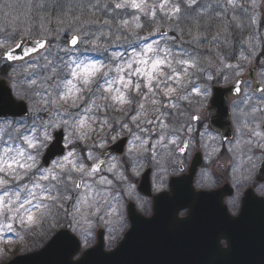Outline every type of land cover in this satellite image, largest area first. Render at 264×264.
Returning a JSON list of instances; mask_svg holds the SVG:
<instances>
[{"label":"snow or ice","instance_id":"obj_1","mask_svg":"<svg viewBox=\"0 0 264 264\" xmlns=\"http://www.w3.org/2000/svg\"><path fill=\"white\" fill-rule=\"evenodd\" d=\"M99 6L100 0L79 4L72 0H41L35 5L37 15L29 18L31 22L26 26L16 23L18 17L12 18L10 32L0 26V65L11 69L8 77L16 96L29 103L24 118L8 119V111H24V105L7 92L0 94V133H14L10 139L26 145L25 148L16 143L13 147L5 142L6 146L0 148V239H7V234L12 233L23 240L45 224L61 219L78 227L101 212L114 216L119 210L120 190L131 187V179L140 174L146 163L159 165L167 160L179 166L175 154H185L196 143L210 149L209 157L227 143L229 153L247 156L249 163L257 150L264 159V87L258 86L252 95L245 91L242 100L233 101L234 140L214 135L207 126L198 129L192 122H200L201 116L186 115L179 104L187 101L192 105L195 100L197 108L202 106L210 90L200 82L201 77L212 81L223 75L227 81L230 77L224 74L225 70L239 77L245 61L251 64L259 60L264 65V37L255 32L258 24L264 26V0H225L221 6L224 10L214 13L220 24L208 42L211 46L207 47V55L198 50L202 47L200 29L211 28L212 23L211 17L204 20L207 9L198 0H111L115 9H134L144 17L143 21L138 14L131 20L120 19L115 24L116 32L91 30L92 25L101 24L88 18ZM103 6L109 8L108 0ZM0 8L8 9L3 13L5 19L13 11L10 4L0 3ZM236 8L245 13L249 35L241 40L247 47L236 54L237 63L233 64L226 60L234 53L224 51L231 43L229 23L239 29L245 24L235 14L231 22L224 17L229 9L234 12ZM158 14L160 24H156ZM163 23L177 36H162L164 46L160 40L148 42V37L160 32ZM102 24L112 26L114 21L105 19ZM152 24L156 26L146 36L139 34ZM186 35L188 40L184 39ZM28 40L32 41L30 46L24 43ZM122 40L131 49L130 54L112 51L108 55L109 47ZM184 44H195V48L186 49ZM90 51L101 53L107 62L86 55ZM217 63L214 75L212 69ZM241 83V79H235L238 95L242 92ZM256 92L260 95L255 96ZM148 104L152 107H146ZM101 109L121 113L113 118L116 127L107 116L101 119L94 114ZM129 116V122L124 123ZM28 119L31 124L26 123ZM95 123L101 126L95 141L100 149L105 148V137L111 133H115L112 141L131 137L120 156L100 159L89 150L86 157H81L75 151L73 140L87 142L90 134H95ZM57 129L68 132L64 136L65 147L73 145V150L53 160L50 166L39 167L40 149L51 145L49 155L63 152L58 147L61 132ZM218 141L219 146H214ZM25 177H31L28 184H23ZM16 181L23 187L17 185L18 190H10L9 185Z\"/></svg>","mask_w":264,"mask_h":264},{"label":"water","instance_id":"obj_2","mask_svg":"<svg viewBox=\"0 0 264 264\" xmlns=\"http://www.w3.org/2000/svg\"><path fill=\"white\" fill-rule=\"evenodd\" d=\"M24 43L30 46L32 41L28 40ZM16 51L18 54H22L20 49ZM248 76L253 77L251 68H249ZM234 84L224 88L214 87L211 105L208 108L216 114L211 125L215 129H220L223 137L230 132L227 97L229 94L237 95ZM5 92L12 98L6 82L0 79V94ZM16 102L24 105V111L11 109L7 112V116H14V112L15 115L27 113L25 104L22 101ZM58 132H61L58 147L64 152L62 131L59 130ZM122 141L123 143H121ZM125 141L126 138H122L114 142L103 150L102 155L122 153ZM49 147L51 145L47 147L42 157L43 165H47L55 156L63 154V152L54 151L49 155ZM140 189L144 191L143 188ZM215 194H199L198 202L200 204L195 208H191L194 205L187 202V206L190 208L189 216L180 221L176 219L171 221L169 231L164 230L163 225H160L158 216L152 222L130 211L129 218L132 225L117 247L111 251L103 249L102 232H98L95 246L83 251L79 257L74 259L80 249L79 241L69 230L60 229L40 249L16 255L5 264H180V261L186 264H206L211 261L216 253L213 248L217 243L213 241L212 236L215 226L214 221L204 218L208 217L209 214H204L205 211H202L204 207L202 210L199 209L203 202H207L209 197ZM250 203L254 205V208L248 211ZM238 219L239 222H242V228H238L240 223H237L238 227L234 229H241L245 233L224 236L228 241V246H230L226 253L234 256V261L241 262L239 264H245V261L248 262L247 264H264V250L260 251V246L264 248V201L257 200L252 195L247 194ZM235 246L257 247L246 252L237 249Z\"/></svg>","mask_w":264,"mask_h":264},{"label":"flooded vegetation","instance_id":"obj_3","mask_svg":"<svg viewBox=\"0 0 264 264\" xmlns=\"http://www.w3.org/2000/svg\"><path fill=\"white\" fill-rule=\"evenodd\" d=\"M249 95H252V92ZM243 96L244 92L239 97ZM255 96L258 95L255 94ZM209 98L210 95L202 102V106L198 108L197 112H194L197 107L195 100L192 105H189L187 101H179V104L181 110L185 111L186 115L201 116L200 122H192L195 127L203 130L207 126L214 135L222 137L218 131H214L210 127V119L213 115L208 113L206 109ZM252 102L254 103L255 101ZM242 106L247 108L245 105ZM165 111H171V109H165ZM233 130V136L227 140H234L235 138L234 123ZM153 138H155V134H153ZM196 139L199 141L198 133ZM214 146L218 147L219 141ZM227 149L228 144L225 143L218 153L209 157L208 151L210 149L206 150L199 143H196L190 146L185 154H175L179 161V166L167 160H162L159 165L153 164L150 161L146 163L145 169L141 170L137 177L135 176L131 179V187H125L120 190L118 213L120 212L121 215H114L109 220L108 216H104L103 212L100 215V226L104 230L106 239L105 248H113L118 239L127 230L128 207H134L138 213L146 217H154L155 215L167 212L168 215H175L181 219L189 213L186 203L196 200L197 191L214 190L225 185L223 192L217 196V200L220 199L223 208L220 207L215 211V216L211 217L217 219L220 216L219 218L222 220L219 223L223 225V229H218L212 233L213 241L217 243L213 248L216 253L211 258V261H208L206 264L241 263L234 261V256L226 253L230 246L227 245V240L224 236L240 233L239 229H234L238 227L235 224V221L238 220L234 218L240 212L244 194L247 190H252L258 196L264 197V179L257 180V173L264 159H261V152L257 150L255 151L253 160L249 163L247 156L241 157L239 153L233 156ZM234 168L236 169L235 172L233 171ZM146 171H148L149 183L147 187L144 185V189L147 193L141 195L137 187L140 185L141 177ZM119 187L117 185V188ZM129 196H133L134 201L129 199ZM208 210L213 211L212 209ZM101 216H104V218L101 219ZM235 247L241 251L249 252L257 246ZM263 250L264 248L260 246V251ZM179 263L186 264L183 261ZM247 263L245 261V264Z\"/></svg>","mask_w":264,"mask_h":264},{"label":"rangeland","instance_id":"obj_4","mask_svg":"<svg viewBox=\"0 0 264 264\" xmlns=\"http://www.w3.org/2000/svg\"><path fill=\"white\" fill-rule=\"evenodd\" d=\"M40 2H41V0H0V3L10 4V5L13 6V11H12L11 15L7 19L4 18L3 13L8 11V9L0 8V26H3L5 31L10 32L12 30V26H13L12 25V18L13 17H18V19L16 21V23L18 25L26 26L28 23L31 22V20L29 18H34L37 15L38 10L35 8V5L39 4ZM72 2L74 4H79L81 2H83V3H89V2L95 3L96 0H72ZM108 2H109L110 6H109V8L106 9L103 6L104 3H105V0H100V6L95 11V14L92 15L91 17H88V18H91V19H97V20L101 21V24H97V25H92L91 26V30L92 31L101 30V31L107 32V31L111 30L113 32H116L115 24L118 23L120 19H129V20H131V18H132V16L134 14L140 15L141 18H142V21L144 20V17H143L142 13H137L136 10L130 9V8L115 9L113 6H111V0H108ZM150 2H151V0H150ZM198 4H202L207 9V12L208 11H210V12L212 11L213 12V16L215 17V15H214L215 12H219V11H223L224 10L221 6L225 4V0H198ZM207 12L203 14L204 20H207V18H208ZM228 14H231L233 16L234 15L233 10L229 9L225 13V16L228 15ZM242 14H244V12H242ZM260 15H261V9L258 8L257 9V16L259 17ZM238 17L240 18V16H238ZM105 19L113 20L114 24L112 26L103 25L102 22ZM224 19H225V17H224ZM204 20L201 21L202 24L204 23ZM160 23H156V24H160ZM156 24L154 25V27L156 26ZM219 24H220V22L217 23V28H218ZM154 27L153 26H148L143 31H140L139 34L146 36L148 31L151 30V28H154ZM163 27L169 30V32L166 34L167 36H170V37L177 36V32L175 30H173L172 28H170L167 23H163L161 28H163ZM217 28L215 27L214 34L217 32ZM200 31L203 33V35L200 36V40L202 42V47H201V49H198V50L203 51L204 54L207 55V47L211 46V45H209L208 42L211 41L212 38H210V36L205 34L204 27H201ZM255 32L258 33L260 37H264V26L258 24L255 27ZM248 35H249V28L246 25L245 33L242 36L239 35V38L238 37L237 38L231 37V43H230L229 47L226 48V50H229V51L236 50L237 54H238L239 51L242 48H246L247 47L246 44H241L240 42H241V40H246ZM0 36H3V33H0ZM153 36L155 37L156 40H160L162 45L164 44V41L162 40V36H164V35H159V33H154ZM16 39H19V35L16 36ZM184 39L188 40L189 37L186 35L184 37ZM101 42L104 43V40H102ZM120 45H122L123 47H126V45H128V44L125 43L123 40L119 44H112L109 47V49H108V55H110L112 51H121L122 49L120 48ZM184 45H187V44H184ZM189 45H190V48H188V49H194L195 48V44H189ZM86 55H88V56H90V57H92L94 59L104 60L105 62H107L105 60V57L102 56L101 53H99V52H91L90 51V52L86 53ZM226 62L235 64V63H237V58L236 59H228L227 58ZM255 63L257 64V67H258V70H257V73H256V77L261 82V73L264 72V65H261L259 60H255L251 64H249L246 61L243 62V68H242L240 76H245L247 67L248 66H254ZM217 67H219L218 63L212 69V72H213L214 75H215V71H216ZM224 74L225 75H229L230 78L226 81L224 79V76L221 75V76L215 77L213 79V80H215V83L228 84V83L233 82L237 78V77L233 76L232 73L229 72L228 70H225ZM7 80H8V83H9L10 87L13 89L14 94H15V89L13 88L12 80H10L9 78H7ZM200 82L201 83H206L208 88H209V84L208 83H210V81H204L203 78L201 77ZM249 84L250 83L245 81L244 89H245L246 92L251 91ZM261 84L264 87V83H261ZM243 98H244V96L241 97V99H243ZM28 107H29V105H28ZM146 107L150 108L152 106L150 104H148V105H146ZM232 110H233V104H232V106L230 105V111H231V116H232V120H233ZM197 111H198V108L196 107L194 112H197ZM105 113H106L105 116H107L110 119V121H113L114 117H118V116L121 115V113L119 111H117V110L105 111L104 109H101L98 113H94V114L99 116L100 118H102ZM132 114H135V113L133 112ZM44 116H45V118H47L46 114H44ZM29 120L30 119H28L27 121H29ZM129 120H130V116L126 117L123 122L124 123H128ZM233 123H234V120H233ZM113 126L116 127L114 121H113ZM130 127L134 128V125H130ZM93 128L95 130V134H90V138L86 142L87 149L83 153L77 151L80 154L81 157H86L87 152L89 150H92L97 156L100 157L101 149L99 148L98 144L95 143V141L97 140V137L100 135L101 126H100L99 123H95V124H93ZM95 128H97V129H95ZM68 131H71V129H69ZM114 134L115 133H111L110 135L105 137V146L110 144L111 142H113L111 140V135H114ZM66 135H68V132L64 131V136H66ZM130 138L131 137L129 136L128 139H130ZM82 142H84V141L75 140V139L73 140V145L75 146V150H77V149L79 150V145ZM64 144H65V140H64ZM73 145L67 146V151L73 150ZM41 154L42 153L40 151V155L38 156V162H39L38 165H40ZM86 162L89 163V164L91 163V161H86ZM145 166L141 170L145 169ZM100 174L101 175H108L109 178H112L111 174H108L106 172H101ZM27 178L29 180L31 179V177H27ZM29 180L27 181L26 184L29 183ZM12 185H14V184H12ZM128 198L131 199L132 201H134V197L133 196H129ZM101 214H102V212L99 213L98 215L94 216V217H89V221H90L89 223H83L82 225H80L78 227H74L72 224H70L67 220H64V219H61L62 221H60L58 223H51V225L52 226H54V225L55 226H59L60 224H63V223L64 224H68V226H70L71 229L76 232V234L81 235V236L84 235L87 244H90L93 241L94 229L99 227V225L101 224V220H100V215ZM116 215H121V213L119 212ZM112 217L113 216L108 217V220L110 218H112ZM8 234L9 235H8L7 241H12L13 240L15 242V236L12 233H8ZM0 243H1V246H3L5 241L3 239H0ZM15 244H16V242H15ZM15 244H13V245H15ZM19 244H23V243L21 241H19Z\"/></svg>","mask_w":264,"mask_h":264},{"label":"trees","instance_id":"obj_5","mask_svg":"<svg viewBox=\"0 0 264 264\" xmlns=\"http://www.w3.org/2000/svg\"><path fill=\"white\" fill-rule=\"evenodd\" d=\"M262 47H264V44H262ZM125 48L127 49L128 46H126ZM224 51L229 52V53L235 52V50L229 51L226 49H224ZM231 58L232 57L230 55L228 57V59H231ZM10 70H11L10 68L5 67L4 65H0V74L2 76L8 75ZM14 186L17 187V185H14ZM47 234L45 233L44 229H36L32 234L25 236V239L27 241V243L25 245L24 244H15L14 241H11V242L7 241L6 242V239H3V240H5L4 245L1 246V243H0V251H2V254H0V264L4 263L14 253L28 251V250H30V246H32L34 248L38 247L39 245H41L46 240ZM16 239L18 240V238H16ZM13 244H15V245H13Z\"/></svg>","mask_w":264,"mask_h":264}]
</instances>
